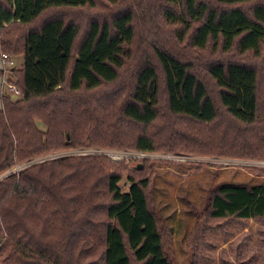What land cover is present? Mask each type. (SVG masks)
<instances>
[{"label": "trees", "instance_id": "16d2710c", "mask_svg": "<svg viewBox=\"0 0 264 264\" xmlns=\"http://www.w3.org/2000/svg\"><path fill=\"white\" fill-rule=\"evenodd\" d=\"M99 1L118 0H0V59H23L0 70V84L5 78L21 93L0 95V176L87 147L264 160V67L252 64L264 57V2L165 0L177 42L199 54L186 59L149 42L151 53L131 65V11L86 22L72 13ZM124 170L90 155L0 178V264H173L152 179L136 168L123 192ZM205 212L264 221V182L217 186Z\"/></svg>", "mask_w": 264, "mask_h": 264}, {"label": "rangeland", "instance_id": "374dc122", "mask_svg": "<svg viewBox=\"0 0 264 264\" xmlns=\"http://www.w3.org/2000/svg\"><path fill=\"white\" fill-rule=\"evenodd\" d=\"M258 2H264V0H258ZM164 3L165 0H118L115 4L99 1L94 10L72 13L76 14L81 22H86L92 16L100 21H111L118 13L131 11L134 14V26L137 33L133 45L128 48L132 52L131 65L135 64V60L137 61L141 54L151 53L149 42L177 52L186 59H192L199 53L189 48L187 43L177 42L176 26L166 23L162 16ZM11 58L15 68L21 67L22 57ZM209 58L210 55L204 52L197 66L201 68L203 61ZM252 64L264 67V57L262 60L254 59ZM132 68L133 66L128 65L123 73L127 82L133 74ZM0 69L7 70L1 62ZM260 81H262L260 94L264 100V81ZM113 87V85L110 86V88ZM6 95L12 100H17L12 95ZM80 150L133 154L132 157L121 160L125 168L123 179L120 182L123 192L129 188L126 175L138 166H141L143 171L146 168L145 176L152 179L154 207L164 235L165 247L173 264H239L248 262L250 257L255 262H248V264H257L256 261L261 264L259 261L264 260V221L234 218L210 219L205 212L207 199L217 186L225 183L255 185L264 182V160L160 152L138 157V152L130 150L87 147L38 156L31 162L15 166L0 178L44 161H53L63 157L90 156L78 155ZM65 152L66 155H64ZM55 154L63 156L53 158Z\"/></svg>", "mask_w": 264, "mask_h": 264}, {"label": "built area", "instance_id": "2783aa9c", "mask_svg": "<svg viewBox=\"0 0 264 264\" xmlns=\"http://www.w3.org/2000/svg\"><path fill=\"white\" fill-rule=\"evenodd\" d=\"M2 65L4 68H11L14 67V61L10 58H8L7 55H2L0 59ZM1 86L5 88V90L11 94L14 97H19L21 95L19 89H17L14 85L7 83L4 79L2 80ZM64 154V153H63ZM68 154V153H67ZM78 155H102L105 157H108L112 161L118 162L124 159H127L128 157H132L133 154L129 152H110V151H100V150H80ZM66 155V152L65 154ZM63 156L62 154H55L52 156L53 158H58ZM138 157H145L148 156V154L145 153H138Z\"/></svg>", "mask_w": 264, "mask_h": 264}, {"label": "crops", "instance_id": "0c3cea01", "mask_svg": "<svg viewBox=\"0 0 264 264\" xmlns=\"http://www.w3.org/2000/svg\"><path fill=\"white\" fill-rule=\"evenodd\" d=\"M1 62V61H0ZM2 64V63H1ZM1 70V69H0ZM5 79V78H4ZM1 94H9L6 90H5V88L3 87V86H1V84H0V95ZM9 95H11V94H9Z\"/></svg>", "mask_w": 264, "mask_h": 264}, {"label": "water", "instance_id": "95a60500", "mask_svg": "<svg viewBox=\"0 0 264 264\" xmlns=\"http://www.w3.org/2000/svg\"><path fill=\"white\" fill-rule=\"evenodd\" d=\"M137 168L140 170L141 169V166H138Z\"/></svg>", "mask_w": 264, "mask_h": 264}]
</instances>
